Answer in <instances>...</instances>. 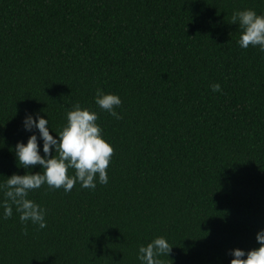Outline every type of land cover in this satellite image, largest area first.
I'll list each match as a JSON object with an SVG mask.
<instances>
[{
    "label": "trees",
    "instance_id": "16d2710c",
    "mask_svg": "<svg viewBox=\"0 0 264 264\" xmlns=\"http://www.w3.org/2000/svg\"><path fill=\"white\" fill-rule=\"evenodd\" d=\"M245 9L264 14V0H0V184L28 171L14 151L32 135L26 114L55 137L79 104L114 149L107 184L29 194L47 228L0 207V264H139L157 237L172 246L164 264L260 246L264 52L238 44ZM98 88L120 96L121 119Z\"/></svg>",
    "mask_w": 264,
    "mask_h": 264
},
{
    "label": "clouds",
    "instance_id": "9594fccd",
    "mask_svg": "<svg viewBox=\"0 0 264 264\" xmlns=\"http://www.w3.org/2000/svg\"><path fill=\"white\" fill-rule=\"evenodd\" d=\"M231 24L241 29L238 44L242 49L251 46L264 52V14H258L252 9L235 11ZM212 91L220 92L221 86L213 84ZM95 103L115 119L122 118L116 111L122 105L119 95L105 93L98 88ZM98 119L96 111L77 104L67 113L66 124L58 133L55 132L54 137L50 134L48 119L39 114L35 117L26 114L22 121L23 128L32 135L26 144L18 142L14 151L19 167L28 171L24 175L13 174L0 184V192L5 197L0 205L3 207L4 219L11 218L15 208L21 223L31 222L38 225L39 229H45L47 210L29 198L31 192L47 185L49 189H63L67 193L77 183L81 188L95 190L97 182H109L107 169L114 149L104 138ZM39 141H42V149ZM37 165L43 171L32 173L30 166ZM70 169L75 170L74 176L68 174ZM256 240L260 245L258 248L247 252L239 248L231 250L229 254L233 258L230 264H264V229L258 231ZM171 250L172 246L165 237H157L139 247L137 260L139 264H164L161 257H169Z\"/></svg>",
    "mask_w": 264,
    "mask_h": 264
}]
</instances>
